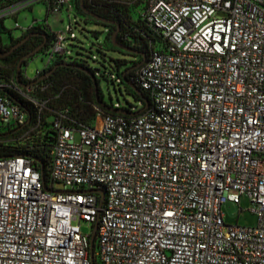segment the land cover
Wrapping results in <instances>:
<instances>
[{
	"label": "built area",
	"instance_id": "1",
	"mask_svg": "<svg viewBox=\"0 0 264 264\" xmlns=\"http://www.w3.org/2000/svg\"><path fill=\"white\" fill-rule=\"evenodd\" d=\"M37 1L70 29L40 23L53 39L34 78L0 73V143L16 129L22 144L54 143L47 178L28 157L0 158V264H264V0L126 1L145 27L135 29L149 50L136 82L151 104L132 117L97 105L87 122L34 83L71 61L73 0L0 5V28ZM242 196L256 227L224 221L222 205Z\"/></svg>",
	"mask_w": 264,
	"mask_h": 264
},
{
	"label": "trees",
	"instance_id": "2",
	"mask_svg": "<svg viewBox=\"0 0 264 264\" xmlns=\"http://www.w3.org/2000/svg\"><path fill=\"white\" fill-rule=\"evenodd\" d=\"M126 1L128 0H99V1H94L91 4L89 3V0H84V5L87 8V10H89L90 12L107 20L115 21L116 23H118L120 25V29L117 35L118 43L127 48L137 50L140 53L139 55H135L125 52L126 55L133 56L134 61L130 63L128 61L116 60L115 67L121 82L125 86L127 93L131 95L136 101H139L141 103V109L138 112H133L132 108H124V107L115 108L114 106H108L103 102L102 95L99 91L100 102H102L105 107L101 106L97 101L96 87L92 80V77L88 75V73H86V71H89L95 75L94 71L89 67L87 62L74 59L73 57L70 56L71 61L56 62L52 67L48 69V71L45 74L51 71L56 65H62L59 66L52 73L50 77L44 80V82L50 84V88L46 93L40 96L47 99H51L50 104L55 109L70 108L72 117L80 122H87L92 120L95 116L94 106L97 105L101 106L102 110L106 114H117L113 112L112 109H108V108H114L115 110H120L125 112L126 115H123L124 117H132L142 114L151 104L150 98L147 95V93L136 82V72L139 68L127 72L131 67L136 66L142 61L145 60L146 62L149 57V50H148L147 42L144 40V38H142V36L139 33L135 31L136 28H139L142 31L145 30V27L142 26L141 23L137 22L139 16L138 7L137 5L130 7L125 4ZM80 3L81 0L78 1L77 5H75L74 3L77 17L81 16L84 17L85 19L87 18L94 19L93 17L87 15L83 11ZM4 4H5V0H0V5L6 6ZM9 5L12 4L9 3ZM135 16L137 18H135ZM94 20L98 22L97 24L106 26L108 28L107 41L109 40L112 46H114L112 42V36L118 30V27L115 25L105 24L96 19ZM45 29L46 26L44 24L35 22L33 27H31L28 32H39L41 33L42 38L40 40L30 41L28 45H25L24 47L19 49L9 59L0 58L2 62L13 63V65L15 66L12 69H10L11 72L10 71L8 72L10 73L15 71L17 72L18 65L16 64V62L19 61L22 55L21 53H23L25 50L28 49L31 50L37 48L39 45L44 43L45 39L42 35L47 37L48 43L47 46L40 53H42L50 46L53 37L48 33H46ZM1 30L4 31L6 29L2 26L0 28V33ZM127 37L136 41L137 45H131V43L126 39ZM27 63L22 64V68ZM2 68L6 69V67H2ZM1 72L2 71H0V73ZM133 86H135L136 89L139 90L141 93L136 91L133 88ZM9 95L19 100L24 106V107L21 106L23 109L34 114L31 105L22 101L20 98H18L17 96L11 93H9ZM144 99L148 101V106L147 103L144 101ZM22 133H23L22 130L20 131L19 129H16L3 135L4 140H10L11 144H8L6 146L0 143V158L11 155H23L25 157H28L29 159L34 161V165L40 171H43L45 178H47L48 177L47 167L51 161V152H52L51 148L54 143V138L48 137L46 142L43 141L41 142L39 138H36V140L30 139L29 141L22 144L19 142L21 141L19 140V138Z\"/></svg>",
	"mask_w": 264,
	"mask_h": 264
},
{
	"label": "rangeland",
	"instance_id": "3",
	"mask_svg": "<svg viewBox=\"0 0 264 264\" xmlns=\"http://www.w3.org/2000/svg\"><path fill=\"white\" fill-rule=\"evenodd\" d=\"M15 1L18 2L19 0H5L4 5L14 4ZM78 1L74 0L75 5L78 4ZM135 18L137 17L135 16ZM16 22L21 29H15ZM35 22L47 23L52 33L68 32L70 29L67 14L48 16L46 4L37 1L29 8L21 10L16 18L6 19L4 22L6 30H1L0 33V46H9L11 42L25 34L22 29L33 27ZM97 23L92 18L85 19L79 16L78 22L72 25V31L66 35L65 48L68 49L67 53L74 59L88 63L95 73L102 100L106 105L115 108H132L133 112H138L141 109V103L127 93L115 67L116 60L131 63L134 61V57L126 55L125 52L112 46L110 41H107L108 28ZM46 61L47 58L44 55L38 54L23 66V72L29 79H32L36 72L43 68ZM16 64L18 65V62ZM0 65V71L6 74H9L10 69L15 67L13 63H4L1 60ZM2 67H6V69ZM56 187L59 188L60 186L57 185ZM221 211L227 224L243 227H256L258 225V217L247 196L241 197L240 204L225 202ZM83 229L87 233L91 232V228L86 223L83 224Z\"/></svg>",
	"mask_w": 264,
	"mask_h": 264
},
{
	"label": "water",
	"instance_id": "4",
	"mask_svg": "<svg viewBox=\"0 0 264 264\" xmlns=\"http://www.w3.org/2000/svg\"><path fill=\"white\" fill-rule=\"evenodd\" d=\"M80 4H81V7H82L83 11H84L87 15H89V16L93 17L94 19H96V20H98V21H100V22H103V23H105V24L115 25V26L118 27V30H117V31L114 33V35L112 36V42H113L114 47H117V48L123 50L124 52L130 53V54H135V55H139V54H140L137 50H133V49L127 48V47H125V46H123V45H121V44L118 43V41H117V35H118L119 29H120V25H119L118 23H116L115 21H110V20H107V19H105V18H102V17H100V16H98V15H96V14L90 12L89 10H87V8H86L85 5H84V0H81V3H80ZM42 36H43L44 39H45V43H43L41 46H39L38 48H36L34 51H32V52H31L29 55H27L26 57H24L22 61H24V60H26V59H32V58H34L36 55H38V54L42 51V49L45 47L46 42H47V37L44 36V35H42ZM4 57H5V55L2 53L1 46H0V58L3 59ZM144 62H145V60L142 61L141 63L137 64L136 66L131 67L127 72H130V71L136 70L137 68L141 67V66L144 64ZM59 66H62V65H56L51 71H49V72H48L47 74H45L44 76L40 77V78H39L38 80H36L34 83H38V82L43 81V80L47 79L48 77H50V76L52 75V73H53V72H54ZM17 69H18V70H17V81L19 82V84H21V81H20V72H21V69H22V62H20V63L18 64ZM86 73H88V75H90V76L92 77V80H93V82H94V84H95V87H96V94H97V101H98V103H99L101 106L105 107L104 104H103L102 102H100V98H99V86H98V81H97L95 75H94L93 73L89 72V71H86ZM34 83H32L31 85H33ZM133 88H134L136 91H138L139 93H141L139 90L136 89L135 86H133ZM6 94H7L8 96H10V97L13 99V101H14L15 103H17L18 105L24 107L23 104H22L19 100H17L16 98H13L11 95H9V93H6ZM144 101L147 103V106H148V101H147L146 99H144ZM108 109H112V111L115 112V113H117V114L126 115V113L123 112V111L115 110L114 108H108ZM28 112H29V111H28ZM29 114H30V112H29ZM42 173H43V171H42ZM43 181H44V178H43ZM45 190H46V188H45ZM91 193H98V194L101 195L100 207H102V205H103V200H104V192L101 191V190H95V191H91ZM97 229H98V222L96 223V225H95V227H94V229H93V232H92V234H91V251L93 250V245H94V242H95V237H96Z\"/></svg>",
	"mask_w": 264,
	"mask_h": 264
},
{
	"label": "flooded vegetation",
	"instance_id": "5",
	"mask_svg": "<svg viewBox=\"0 0 264 264\" xmlns=\"http://www.w3.org/2000/svg\"><path fill=\"white\" fill-rule=\"evenodd\" d=\"M41 38H42L41 37V33H39V32H28V33L23 34L19 39L15 40L14 42H11L9 44V46L1 47L2 53L5 55V57L3 59L11 58L19 49H21L25 45H28V43L30 41L40 40ZM44 43H45V41H44ZM47 43H48V41L46 42L45 47L47 46ZM0 44H1V39H0ZM41 45H39V46H41ZM35 49L36 48L31 49V50L28 49V50H25L23 53H21L22 55H21V57H20V59L18 61V64L20 62H22V64L27 63L30 59H26V60L22 61L23 58L26 57L27 55H29Z\"/></svg>",
	"mask_w": 264,
	"mask_h": 264
}]
</instances>
